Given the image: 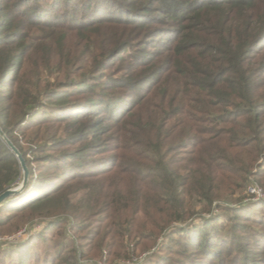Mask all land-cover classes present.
<instances>
[{"label":"trees","instance_id":"1","mask_svg":"<svg viewBox=\"0 0 264 264\" xmlns=\"http://www.w3.org/2000/svg\"><path fill=\"white\" fill-rule=\"evenodd\" d=\"M0 129V264H264V0H0Z\"/></svg>","mask_w":264,"mask_h":264},{"label":"rangeland","instance_id":"2","mask_svg":"<svg viewBox=\"0 0 264 264\" xmlns=\"http://www.w3.org/2000/svg\"><path fill=\"white\" fill-rule=\"evenodd\" d=\"M80 37V35H78V38ZM179 157H181V155H179ZM35 174H38V167L35 169ZM21 176H22V172H21ZM22 179V178H21ZM21 183L18 182L14 188H16L19 184ZM257 189H259L261 191V193L259 192L258 194H255L254 197L249 198L248 200L246 199L241 205L242 206H248V205H252L253 207L250 209V215L254 216V218H259L260 220H264V192L262 191V189L260 188V186L254 184ZM252 186V185H251ZM234 207V206H233ZM239 207V206H238ZM207 218V217H204ZM208 218H210L208 216ZM48 222V220L46 219H36L33 220L31 223H28L24 226H22L17 232L13 233V234H6L3 235L4 233H0V247L2 250H7L10 246H17V245H22L25 244L30 238H33L34 236L38 235L40 232H42L44 225ZM197 225L199 224V220H194V221H190L188 223V225ZM189 225V226H190ZM219 228L222 229L223 224L220 223L218 224ZM184 226V225H183ZM186 226V225H185ZM250 226V230L248 232V234H250L252 236L251 238V242L252 244L249 245V249H258L259 245H261V243H258L259 241V232L263 231L264 232V226H258L257 224H253V223H249ZM180 227V226H177ZM68 227H66L65 230H63L64 232V236L63 237H57L56 239L63 241V240H67L70 242H73L76 246L77 240L75 239V233L73 232H69L68 231ZM222 232V231H221ZM244 234V233H243ZM214 237V236H213ZM53 239V240H56ZM47 243L43 242V246L42 249L39 250L41 251V257H45V258H52L53 257V251L52 249L54 248V241H52V239H47ZM160 243L162 242V240H159ZM220 240H216L217 243H219ZM241 243H245V237H242L241 240H237L236 242H234L233 245V249L232 250H237L239 249V244ZM226 249H229V247H225ZM25 251V248H22ZM19 249L11 252L10 254H8V256H6L5 258V262L6 263H14L17 264L20 261V258L25 257L24 255V251L23 252H18ZM152 252L154 253H158L159 252V247H155ZM152 252L149 253H143L140 254L139 256L133 257L129 260H123L120 261L116 264H146L147 259H149L148 264H155V260H152V257L149 256ZM232 252H230L231 254ZM164 254H166V252H163V254L161 253V255L165 256ZM229 254V255H230ZM191 256H195V255H191ZM150 257V258H149ZM176 260H178V257ZM196 258V257H194ZM151 259V260H150ZM230 261L233 260V256H230ZM82 264H103L101 259H97V258H87L83 261H81ZM25 264H34V261L32 258H30ZM235 264H241L240 262H237ZM259 264V263H258Z\"/></svg>","mask_w":264,"mask_h":264},{"label":"water","instance_id":"3","mask_svg":"<svg viewBox=\"0 0 264 264\" xmlns=\"http://www.w3.org/2000/svg\"><path fill=\"white\" fill-rule=\"evenodd\" d=\"M0 138L5 142L8 149L15 156V158L19 164V167L21 169V172H22L21 183L16 188L6 189L3 193L0 194V205H1L5 200L20 194L25 189L27 182H28V170H27L25 161L22 158L21 154L12 145V143L6 138L5 134L2 132L1 129H0Z\"/></svg>","mask_w":264,"mask_h":264},{"label":"built area","instance_id":"4","mask_svg":"<svg viewBox=\"0 0 264 264\" xmlns=\"http://www.w3.org/2000/svg\"><path fill=\"white\" fill-rule=\"evenodd\" d=\"M261 193V191L259 189H257L256 187H251L249 188V193L254 197L255 194Z\"/></svg>","mask_w":264,"mask_h":264}]
</instances>
